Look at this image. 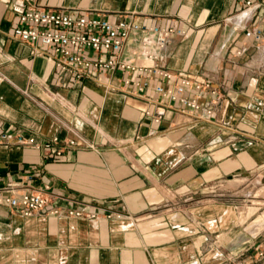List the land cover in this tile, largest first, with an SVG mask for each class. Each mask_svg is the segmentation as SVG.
I'll use <instances>...</instances> for the list:
<instances>
[{"label":"crops","instance_id":"obj_1","mask_svg":"<svg viewBox=\"0 0 264 264\" xmlns=\"http://www.w3.org/2000/svg\"><path fill=\"white\" fill-rule=\"evenodd\" d=\"M245 1L32 0L183 30L164 47L159 33H131L122 51L172 79L118 70L78 82L45 47L12 36L19 17L0 0V125L41 142L77 140L40 175L38 148L0 143V264H264V42L245 35L264 20V1ZM127 76L149 85L132 94ZM183 76L215 90L188 92L212 121L158 103L155 87ZM30 175L35 187L50 184L52 202L25 216L6 187ZM58 205L96 217L48 212Z\"/></svg>","mask_w":264,"mask_h":264},{"label":"built area","instance_id":"obj_2","mask_svg":"<svg viewBox=\"0 0 264 264\" xmlns=\"http://www.w3.org/2000/svg\"><path fill=\"white\" fill-rule=\"evenodd\" d=\"M260 4L256 0L245 1L247 7ZM8 5L19 17L12 36L20 42L31 45L35 50L45 47L46 55L56 68L66 72L78 82L83 81L84 78L95 80L100 73L112 74L118 70L129 75L135 72H146L153 76L160 74L165 80L174 78L171 71L163 70L157 64L138 65L133 61L123 60L122 51L131 33L141 32L146 35V39H148L147 35L153 32L159 33L162 38L158 41V45L164 47L169 36L174 33L182 34L183 30L171 26L166 28L137 23L130 16L113 20L102 14L51 10L35 6L32 0H9ZM245 35L256 43H263L264 20L248 27ZM148 54L149 57L154 58L150 52ZM124 81L125 85L129 86L128 92L136 95H140L149 85V82L141 79L134 80L131 76H127ZM110 86L114 87L113 84ZM210 89V83L194 82L185 76L175 79L169 87L163 84L155 87L160 95L158 103L174 109L177 114H188L194 121H212L213 109L202 108L200 100L190 96L188 92L191 90L215 91ZM147 114L151 112L147 111ZM156 120L158 121L159 117ZM13 139L23 145H33L41 151L43 160L35 167L36 175L43 172L48 162L62 157L65 150L76 145L77 142L75 138L61 140L58 135L41 142L34 135L28 137L22 134L15 135L0 125V143H8ZM29 180L31 182L29 185L15 182L8 183L6 187L8 192L5 197L6 202L25 216L44 211L52 202L48 192L50 184L35 187L33 175L29 176ZM48 212L56 216L68 217H81L88 214L82 208L72 209L61 205L49 208ZM88 215L96 217V213Z\"/></svg>","mask_w":264,"mask_h":264},{"label":"rangeland","instance_id":"obj_3","mask_svg":"<svg viewBox=\"0 0 264 264\" xmlns=\"http://www.w3.org/2000/svg\"><path fill=\"white\" fill-rule=\"evenodd\" d=\"M245 203L249 205L251 202H245V201H244V202L240 203L239 206H244ZM254 205H255V204H254ZM258 205H259V204H258ZM258 205H255V206H258Z\"/></svg>","mask_w":264,"mask_h":264}]
</instances>
